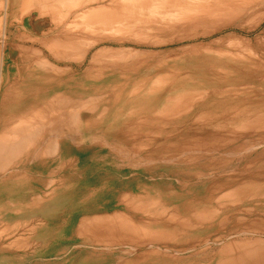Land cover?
Returning a JSON list of instances; mask_svg holds the SVG:
<instances>
[{
  "label": "rangeland",
  "instance_id": "obj_1",
  "mask_svg": "<svg viewBox=\"0 0 264 264\" xmlns=\"http://www.w3.org/2000/svg\"><path fill=\"white\" fill-rule=\"evenodd\" d=\"M78 1L0 0V92L25 50L41 53L38 42L55 39L78 44L79 51H69L80 57L66 61L71 76L89 69V78L102 82L98 69L110 65L119 69L109 74L122 81L149 73L164 84L220 83L222 91L188 93L182 98L192 104L176 113L107 110L105 125L81 126L64 139L68 151L41 180L38 208L16 216L0 210V229L10 228L0 234V264H230L242 258L244 245L263 251L264 22L256 29V19L250 29L242 22L234 33L220 28L236 0H202L210 8L200 15L201 0H80V7ZM219 13L226 20L220 24ZM151 115L164 119L165 137L148 132L137 147L106 126L129 120L136 128ZM49 181L50 199L43 195ZM14 202L10 197L6 213L19 209ZM120 219L143 229L134 242L122 234Z\"/></svg>",
  "mask_w": 264,
  "mask_h": 264
},
{
  "label": "bare ground",
  "instance_id": "obj_2",
  "mask_svg": "<svg viewBox=\"0 0 264 264\" xmlns=\"http://www.w3.org/2000/svg\"><path fill=\"white\" fill-rule=\"evenodd\" d=\"M70 1L72 0H69V2ZM79 1L77 2L78 3L77 6H79V4L81 5L80 3L81 1L80 2ZM220 1L222 2L226 0H220ZM205 3L206 2L202 1V4H198L196 9V12H198V14L201 12L209 11L210 6L205 5ZM224 5L222 7V10L224 9V7H227L229 5V2L228 5L227 4ZM77 6L75 5V7ZM211 6L215 9V13H216V10H218V8H216L217 5H211ZM231 9L232 10H228V11L225 9L224 13L225 14L226 12L229 13L226 14L225 17H223V19L228 18L227 20L228 22L225 23L224 21L226 20H223L224 24L222 26L220 25L221 26L220 28L230 29L234 33L235 30L238 28L244 29L243 26L244 24L248 25L249 28L252 22L251 20L253 19H256V22L253 23L252 28L250 27L251 29H256L262 22H264V0H236L235 5H232ZM259 9H261V12ZM211 14H214V11L211 12ZM218 15L220 16V22H218V24L223 23L221 20L223 14L220 15L219 13ZM218 15L214 17L219 18ZM188 17L189 16H187L186 18L189 20ZM197 17L199 18V16ZM4 19H6V17H4ZM64 19L66 18H63V20ZM58 22L60 21L58 20ZM242 22H244V24H242ZM215 23L217 25V22ZM81 27L83 28V26ZM209 30L211 31V29ZM70 35L72 36L73 34ZM73 40L74 43H76L75 39ZM70 41L72 40L70 39ZM74 43L73 44L69 43L68 39H63V40L55 39L50 42H45V41L38 42L40 47H42L41 53L40 51L38 50L34 51L35 49H31V48H28L27 49L28 51L25 50L23 52L25 58H23L16 67L17 74H15V76L8 75V77L4 81L5 86L3 90L0 92V197H1L0 210L3 207L4 208L2 211L3 214H7L5 205H7V203L10 202V197H12L13 201L16 202V204L14 205L17 208H19V209L15 208V211L14 209L11 210L10 212L8 211V216L10 215L13 216V213L14 216H16L18 211L19 212L21 211V213H23L25 209L31 211L38 208L40 202L42 203L41 195H39L40 189L38 187L41 184V180H46L47 178L52 176V174L55 173L53 171L54 168L53 165L55 164L56 157L59 156L58 155L59 152L67 153L68 151V147L65 144L64 139L66 140L68 136L77 133L79 130L82 131L84 127H86L85 128L86 130L87 126L91 124L92 125L104 124L103 122H101V120L106 119L104 115L105 111L137 110V111H149V112L156 111L158 113H161L162 111L167 110L166 112L171 113V111H173L172 113H176V110L177 111L179 110V106H182L183 109L184 108L183 106L186 105L188 106L190 103L192 104V102H190L191 100H184L182 98V96H185L188 93H190L191 95H195L197 93H204L206 91L208 92L222 91V89H219L220 83H218L217 85L219 86L218 88L217 87L210 88L205 84V82L204 83L201 82V84L198 83V85H196L197 83H195V85H191L188 82H186L183 78L171 79V80L166 78L167 83L164 84L161 81H152V78L151 76H149V73L146 76L144 74V77L138 80L137 78L136 79L134 78V81L132 82L122 81L121 78L118 79L119 75H117L118 77H114L115 74L113 75L109 74V73H113L112 71L118 72L119 69V68L116 69L115 67H111L110 65H109L110 67L108 65H106L105 67H103V65L102 66L100 65V68L98 67L99 68L98 70L100 72L98 74L102 75L101 76V81L103 80L102 82H98L95 79L89 78V73H90V71H88L89 69L86 70L84 73L75 74L71 76L70 71L66 68L67 65L66 61H72L74 54L77 51H79V48L77 46L78 44L76 45ZM94 43H96V41ZM69 50L74 51V54H71ZM250 52L251 54L253 53V55H255L254 52H252V50ZM82 54L84 55V53H81L80 55ZM261 55H263L264 57V53ZM77 57L74 58L76 59ZM242 71H244L243 74L245 75L253 74V72L248 71L246 69H242ZM259 74L260 75L264 74V69L262 70V72L260 71ZM224 89L225 91H230L231 88H228L227 86L224 87ZM91 92H93L95 95L88 96L90 94H93ZM97 96L100 99L96 98ZM158 115L159 117L161 116L160 114ZM161 121H164V119L162 120L159 119L158 117L155 118V115L154 117L151 115V116H147L146 118L147 125H142L143 124L142 122L144 121H140V123H137V125L138 124L139 125L136 128L135 126L133 127L132 125H130L134 122L132 121L130 122L129 120H125V122H122V124H120L119 122H115L111 124L108 123L106 126L112 130L113 129L118 130V133L124 136L127 140L131 141V143H134V147L135 146L137 147V145L135 144L140 143L139 139L140 140L144 139L146 137V134L151 138V135H149L148 132L152 131L154 134L153 136L155 138L158 135L157 136L158 139H163V137H165L163 134L166 132L164 130L159 131L162 128L159 126L161 123H163ZM81 126L83 128H81ZM163 129L166 130L167 125H165V127L163 126ZM200 135L203 134L199 133L198 136ZM172 139H174V137ZM53 184L50 183L49 181L46 183V186L43 187L45 189L43 195L44 193L48 194L49 199L52 197V192L54 191ZM261 188L259 190H261ZM256 191L258 190L256 189ZM259 192L260 191H258V193ZM232 195L233 192L230 194V196ZM121 196H123V194ZM251 196L249 197L251 198ZM225 197H227V195H225ZM133 208L135 209V207H132V209ZM119 223H120L119 225H121L120 226L121 230L126 231V232H122V234L125 235L127 238L133 240V242L136 237L135 234L139 233L140 231H143V229H141L139 226L137 227L132 221H127V219H120ZM1 229H3V227ZM14 229L16 230V228ZM146 229L148 230L150 228L146 226ZM127 231L133 233V235L129 234ZM116 232L114 231V233ZM154 239H156V236L154 237ZM258 248L260 247H257L254 250L251 249L252 251L250 252L248 250L246 251L244 245V249H242V254L239 255L242 258L236 256V258L237 257L238 258L235 260L233 259L234 261L230 259L232 261V262L229 261L231 262L230 264H245V263L264 264V252H263L264 250L259 251L263 247L261 245V248L260 249ZM147 259H148L147 257H143L140 260L146 262ZM240 260L241 262H239Z\"/></svg>",
  "mask_w": 264,
  "mask_h": 264
},
{
  "label": "crops",
  "instance_id": "obj_3",
  "mask_svg": "<svg viewBox=\"0 0 264 264\" xmlns=\"http://www.w3.org/2000/svg\"><path fill=\"white\" fill-rule=\"evenodd\" d=\"M0 198H1V197H0ZM3 215H5V214H3ZM6 216H8V211H7ZM6 226H7V225H6ZM5 230H6V231H5ZM1 232H3V233H1ZM1 232H0L1 234H4V233L6 234V233H8V226H7V227L4 226L3 229H1Z\"/></svg>",
  "mask_w": 264,
  "mask_h": 264
}]
</instances>
